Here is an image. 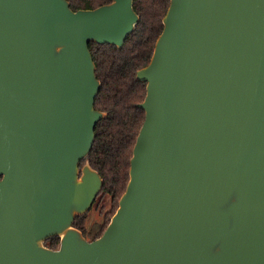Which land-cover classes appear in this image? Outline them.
<instances>
[{
  "label": "water",
  "instance_id": "95a60500",
  "mask_svg": "<svg viewBox=\"0 0 264 264\" xmlns=\"http://www.w3.org/2000/svg\"><path fill=\"white\" fill-rule=\"evenodd\" d=\"M138 21L133 0H0V264H264V0L169 1L126 187L100 236L73 225L103 185L90 42Z\"/></svg>",
  "mask_w": 264,
  "mask_h": 264
},
{
  "label": "trees",
  "instance_id": "16d2710c",
  "mask_svg": "<svg viewBox=\"0 0 264 264\" xmlns=\"http://www.w3.org/2000/svg\"><path fill=\"white\" fill-rule=\"evenodd\" d=\"M73 10L93 8L111 0H68ZM170 0H133L139 15L134 29L125 37L121 48L113 44L90 42L95 63V74L100 88L94 107L106 112L95 126V138L86 158L103 179L99 197L110 196V209L103 220L86 228V213L77 215L73 225L90 240L100 236L118 205L129 178V160L132 148L145 117L137 104L145 96V82L136 78V70L146 65L162 29V17ZM81 161V164L84 163ZM50 248L59 247V237L44 240Z\"/></svg>",
  "mask_w": 264,
  "mask_h": 264
},
{
  "label": "rangeland",
  "instance_id": "374dc122",
  "mask_svg": "<svg viewBox=\"0 0 264 264\" xmlns=\"http://www.w3.org/2000/svg\"><path fill=\"white\" fill-rule=\"evenodd\" d=\"M110 206V196L103 195L102 197H99L98 194L90 209L86 212V218L84 222L86 228L92 226L94 223H100L103 220V213L108 211Z\"/></svg>",
  "mask_w": 264,
  "mask_h": 264
},
{
  "label": "flooded vegetation",
  "instance_id": "af4514ba",
  "mask_svg": "<svg viewBox=\"0 0 264 264\" xmlns=\"http://www.w3.org/2000/svg\"><path fill=\"white\" fill-rule=\"evenodd\" d=\"M82 165V164H81ZM59 237V236H58ZM59 244H60V238H59Z\"/></svg>",
  "mask_w": 264,
  "mask_h": 264
}]
</instances>
